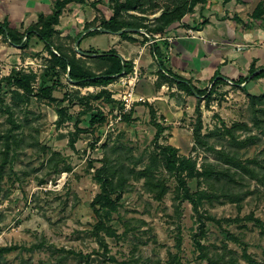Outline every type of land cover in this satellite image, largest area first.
<instances>
[{
  "label": "rangeland",
  "instance_id": "374dc122",
  "mask_svg": "<svg viewBox=\"0 0 264 264\" xmlns=\"http://www.w3.org/2000/svg\"><path fill=\"white\" fill-rule=\"evenodd\" d=\"M116 1L75 0L69 4L57 27L55 47L75 51L77 58L85 59L86 67L97 73L103 71V65L94 60L97 54L90 53L122 52L133 63L130 74L138 75L135 94L143 93L146 100L124 110L119 99L126 90L123 81L130 74H122L107 88L110 103L94 98L101 88H80L63 79L53 92L55 100L33 97L30 103L15 108V119L24 125L19 132L25 144L15 156L11 153L0 180V248L14 247L0 264H208L201 258L197 242L210 257L222 258V264H264V231L255 223L256 219L264 223V128L254 125L250 100L264 95V82L221 85L209 102L188 96L159 77L160 66L150 43L153 36L146 28L153 27L176 0H152L138 10L123 12L122 19L138 28L104 33L98 26L112 16ZM88 24L102 35L88 38ZM84 38L90 39H86L88 45L85 41L78 45ZM0 43L10 46L0 48V79L13 69L40 76L50 59L44 44L34 37L24 49H14L8 38H0ZM41 84L52 85L50 79L44 83L37 79L36 88ZM163 87L167 106L172 101L180 107L167 120L160 114L161 108L148 100ZM2 97L6 104L12 103L5 85ZM262 104L257 107L264 109ZM4 105L0 101V109ZM150 106L155 122L164 128L158 136ZM59 109L65 111L63 118ZM98 111L104 113L106 121L91 126L90 116ZM259 116L264 120L262 114ZM199 122L202 145L194 139ZM238 125L243 127L235 131L236 138L244 141L255 137L254 145L235 148L222 135L225 128ZM9 128L7 115L0 111V135ZM30 143L36 146H28ZM166 145L175 147L180 157L196 162L200 177L187 179V186L201 199L198 213L190 202L181 200L173 173L158 164L156 175L168 193L158 200L143 179L130 177L117 211L106 217V230L97 236L94 227L99 219L92 203L101 188L95 174L105 155H111L108 149L120 147L127 157L126 166L139 171ZM51 152H57L60 159L51 160ZM219 152L237 154L243 163L257 161L248 166L258 176L252 178L251 173L233 167Z\"/></svg>",
  "mask_w": 264,
  "mask_h": 264
},
{
  "label": "trees",
  "instance_id": "16d2710c",
  "mask_svg": "<svg viewBox=\"0 0 264 264\" xmlns=\"http://www.w3.org/2000/svg\"><path fill=\"white\" fill-rule=\"evenodd\" d=\"M75 0H52L53 9L52 13L45 16L40 15L38 21L31 25L26 31L20 33L18 30H14L10 27L8 22L0 23V35L4 38H8L12 44L15 46H21V49L27 47V42L31 41L34 37L38 41L44 44L45 50L48 52L50 59L47 60V64L42 74L38 76L36 73L27 72L24 70L13 69L11 73L0 79V101L4 103V107L0 109L3 115H7V121L10 124V128L7 129L3 134L0 135V143L2 144L1 162H0V180L3 179L5 166L10 162L11 153L13 156L16 152L22 148L25 144L24 136L19 132L24 125L17 122L15 119V108L21 104L30 103L33 97H38L41 99L55 100L53 97L54 90L63 84V79L70 82L72 85L80 88L96 87L101 88V91L94 95L96 100L102 99L106 103L111 102V93L108 91V87L113 84L118 76L122 74L128 75L133 70V63L131 61L124 60L116 50H110L103 54H97V62L103 65V71L94 72L88 67H86L85 59L77 58L75 51L72 53L64 51L62 48L55 47V37L58 35L57 27L60 24V19L64 13L66 7L74 2ZM152 0H117L113 7L112 16L108 20H104L98 28L109 31L111 34H116L124 29H137V25L122 19L121 15L123 12H129L138 10L142 8L147 3H151ZM209 0H176L172 7H168L161 17L156 21L153 27H146L147 31L154 36L159 35L160 37L166 34L167 29L173 24L180 22L186 15L190 14L197 5H205ZM223 4L230 2L231 0H221ZM261 8V6H259ZM259 7L255 12V17L258 16ZM88 31L91 26L88 24L86 27ZM98 28L91 31L87 36H94L99 34ZM82 34L79 35V37ZM125 36V33L122 34ZM78 37V38H79ZM26 39L25 43H23ZM168 46L167 42L155 43L152 48V53L158 60L160 66L159 77L166 80V82L174 83L177 88L186 93L188 96H195L198 98H203L206 102L211 101L212 95L215 90L221 85H227L228 81L225 79L213 78L210 83V90L208 87L206 89H199L194 86L191 80L184 79L178 75H174L169 70L166 69L164 64V52L162 48ZM258 69L253 66L250 69L249 75L245 78H239L234 81V85L241 86L244 83L257 81L264 78V69H261L256 73ZM37 79H41V82H47L51 80L52 85L47 86L46 84H41L36 88L35 84ZM4 85L10 89L11 94V104H6L2 97L4 92ZM71 95L67 94L66 97ZM89 97H81L83 100H88ZM92 98V97H91ZM80 99V98H79ZM252 108H254V125L259 128H264V120L261 119L259 114L264 116V109L257 107L258 104L263 105L264 95L261 97H250ZM150 108V114L152 122L157 128V136L164 132V128L156 121V114L152 106ZM59 115L61 118L65 115L64 109H59ZM106 121V116L101 111L97 114L90 116V125L95 126L97 124H103ZM61 123V121H60ZM59 124V123H58ZM243 126H234L233 128H225L222 134L225 138L228 137L231 141L232 146L239 149H245L251 145H254L257 138L249 137L244 141H240L236 138L235 131ZM80 131V129H78ZM201 130L202 123L199 122L198 127L194 130L195 143L202 145L201 140ZM82 132V131H80ZM74 144V141H71ZM28 146L35 147L36 144L30 143ZM108 151L111 153L105 155L102 159V166L96 171L95 180L100 185L101 193L97 195L92 203V208L94 213L99 219L97 225L94 227L95 234L98 236V232L101 230H106V225L104 220L111 212H116L118 209V203L121 200L122 194L125 192L126 186L128 184V179L134 177L136 179H143L144 185L149 192L153 193L158 200H161L167 193L168 187L166 184L157 177L156 168L158 164H161L163 168L171 173H173L178 183V193L183 201L190 202L196 212L198 213L199 200L191 193L187 186V179L198 178L200 173L196 168V162L192 159L182 158L178 154V150L171 146L166 145L161 147L159 154H155L150 160V164L143 167L141 170L132 169L126 166V156L122 153L120 147L112 146ZM220 157H225L226 162L235 168H240L245 170L247 173H251L252 178L258 176L255 169H249V164H257L254 160L242 162L237 154L234 156H229L224 152H219ZM57 152H51V160H56L58 157ZM131 159V156H128ZM60 159V157H58ZM57 169V167H55ZM248 168V169H247ZM250 170V171H249ZM61 172V169L57 171ZM211 173L208 174L210 176ZM211 201L213 200L211 196L208 197ZM229 199V197H228ZM232 200V199H230ZM98 207V208H97ZM257 226L264 231V223L259 219L255 220ZM201 226H204L202 223ZM198 248L202 251L201 258H205L208 264H222V258H213L207 255L203 251L202 245L197 242ZM103 247L107 251V245L103 242ZM14 250V247H2L0 248V259L6 254Z\"/></svg>",
  "mask_w": 264,
  "mask_h": 264
},
{
  "label": "crops",
  "instance_id": "0c3cea01",
  "mask_svg": "<svg viewBox=\"0 0 264 264\" xmlns=\"http://www.w3.org/2000/svg\"><path fill=\"white\" fill-rule=\"evenodd\" d=\"M258 7V16L255 17ZM52 9V0H0V23L8 22L12 29L23 33L38 21L40 15L51 14ZM94 30L86 31L85 35ZM101 35L100 32L88 38L96 39ZM157 36L150 39L152 48L161 41L168 43L166 48H162L166 69L191 80L197 88L206 89L213 78L237 81L247 77L253 66L258 69L256 73L264 69V0H231L226 4L221 0H209L193 14L170 26L165 35ZM88 38L80 41L81 46L84 41L88 45ZM11 46L20 49L14 44ZM8 47L0 43V48ZM118 53L124 60H130L122 52ZM257 81L264 82V78ZM251 83L253 81L242 85ZM136 98L143 100L145 97L142 93L136 94ZM148 100L155 108H161L160 114L166 120L180 110L172 101L171 106H167L164 87Z\"/></svg>",
  "mask_w": 264,
  "mask_h": 264
},
{
  "label": "built area",
  "instance_id": "2783aa9c",
  "mask_svg": "<svg viewBox=\"0 0 264 264\" xmlns=\"http://www.w3.org/2000/svg\"><path fill=\"white\" fill-rule=\"evenodd\" d=\"M155 38H157L158 36H154ZM137 73H135L134 75L130 74L128 76V80L123 81L126 90L123 92V95H121L120 97V101L122 102V106L124 108L125 111H130L131 108L133 107L134 103L136 102H141L142 99H137L136 98V94L134 91L135 88V84L137 82ZM228 83L233 84L232 81H228ZM209 87H211L209 85ZM114 98H116L115 96H113Z\"/></svg>",
  "mask_w": 264,
  "mask_h": 264
},
{
  "label": "water",
  "instance_id": "95a60500",
  "mask_svg": "<svg viewBox=\"0 0 264 264\" xmlns=\"http://www.w3.org/2000/svg\"><path fill=\"white\" fill-rule=\"evenodd\" d=\"M102 31H103L104 33H110L109 31L104 30V29H102ZM120 33H121V32H120ZM80 40H81V39H79V40L77 41V44H78V45L80 44ZM77 50H78V52L82 53V52L80 51V49H77Z\"/></svg>",
  "mask_w": 264,
  "mask_h": 264
}]
</instances>
